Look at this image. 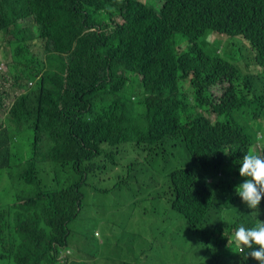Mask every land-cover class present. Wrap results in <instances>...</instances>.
I'll return each mask as SVG.
<instances>
[{"label": "trees", "instance_id": "16d2710c", "mask_svg": "<svg viewBox=\"0 0 264 264\" xmlns=\"http://www.w3.org/2000/svg\"><path fill=\"white\" fill-rule=\"evenodd\" d=\"M159 2L0 0L1 77L20 90L0 119V183H14L0 186V264H58L79 238L64 263L99 261L96 229L68 224L117 219L113 191L171 210L157 251L190 238L202 252L180 249L185 264H258L234 234L264 221V200L226 215L243 156L264 155V0ZM211 31L246 40L257 72L205 49Z\"/></svg>", "mask_w": 264, "mask_h": 264}, {"label": "rangeland", "instance_id": "374dc122", "mask_svg": "<svg viewBox=\"0 0 264 264\" xmlns=\"http://www.w3.org/2000/svg\"><path fill=\"white\" fill-rule=\"evenodd\" d=\"M155 9L160 7L159 0H145ZM12 36V35H11ZM200 44L207 49L208 51H214L218 49V52L224 56L230 62L237 64L236 66L242 73L244 71L250 70L253 66L252 60H250L249 44L246 40L238 36H228L226 34L218 33L211 31L206 38H201ZM2 46V44H1ZM8 50V47H6ZM0 55V93H4V96L0 98L2 102V107L0 108V119L3 117L7 111L8 105L13 100L14 96L20 92V90H15L11 85V79L8 78L6 81H3L1 77L2 74L7 75V62L8 59L2 58ZM256 68L254 67L248 73H255ZM32 82H28V86H31ZM212 120L214 119L213 114L208 115ZM3 121L1 122V124ZM261 129V126H260ZM264 136V130L262 131ZM264 139H261L259 142L262 145ZM245 178L237 179L236 185L243 182ZM20 189H24L23 183H16ZM136 188V183H132ZM9 186L13 187L14 183L5 178H3L0 186ZM140 190H137L139 193ZM148 190H141L143 196ZM5 195V194H4ZM3 195V196H4ZM126 195H129V192H126ZM237 201L235 202V209L231 214H227L228 219L234 214L240 215L242 211L245 210V204L242 202V199L237 195ZM110 203L112 205L119 204V207L116 209L119 215L117 219L113 221L108 220L107 217L104 219V215H101L100 218H88V219H78L72 221L68 224V227L71 231V238L78 237L84 233L90 234L93 230L95 231V237H97L101 243H105L103 253L101 254L102 258L97 261L96 259H91V257L85 255L83 252L79 251L80 255H84L88 262L91 264H185L183 257L181 256L180 249H192L194 248V242L187 238L181 243H167L162 246V249H156L155 245L159 244V238L156 225L161 227L162 223H168L171 225V210L166 207H162L157 210V216L154 217L153 210L155 208V202L151 199H141L136 201L132 206L135 208H130L128 203H131L130 200L124 201L125 198H121L119 191H113L109 195ZM11 205V201L6 196L2 197L1 204ZM247 207V206H246ZM95 204L89 200L88 209L92 212L94 211ZM130 216V217H129ZM150 220V221H149ZM127 223V227L124 228L121 225V222ZM162 228V227H161ZM82 238H79L76 242H71V245L64 249V253L71 256V258L80 259V256L75 255L74 247L82 246ZM78 246V247H79ZM195 256L202 252L201 248H194ZM198 250V251H197ZM184 253V250H183ZM204 257V256H203ZM204 259V258H203ZM200 260L197 264H208L206 260Z\"/></svg>", "mask_w": 264, "mask_h": 264}, {"label": "clouds", "instance_id": "9594fccd", "mask_svg": "<svg viewBox=\"0 0 264 264\" xmlns=\"http://www.w3.org/2000/svg\"><path fill=\"white\" fill-rule=\"evenodd\" d=\"M239 175L244 177L242 183L235 186L237 195L242 202L257 216L260 204L264 200V155L250 153L243 156ZM235 243L241 252L250 249L251 256L258 264H264V221L253 227L241 225L234 234Z\"/></svg>", "mask_w": 264, "mask_h": 264}, {"label": "built area", "instance_id": "2783aa9c", "mask_svg": "<svg viewBox=\"0 0 264 264\" xmlns=\"http://www.w3.org/2000/svg\"><path fill=\"white\" fill-rule=\"evenodd\" d=\"M65 255H67L66 253H64V252H62V254H61V256H60V258H61V262L60 263H58V264H65L64 263V256ZM63 262V263H62Z\"/></svg>", "mask_w": 264, "mask_h": 264}, {"label": "crops", "instance_id": "0c3cea01", "mask_svg": "<svg viewBox=\"0 0 264 264\" xmlns=\"http://www.w3.org/2000/svg\"><path fill=\"white\" fill-rule=\"evenodd\" d=\"M2 37H4L3 36V34L2 33H0V38H2ZM1 42H0V46H1ZM3 49H1V47H0V55H1V51H2ZM4 96V93H0V97H3Z\"/></svg>", "mask_w": 264, "mask_h": 264}]
</instances>
